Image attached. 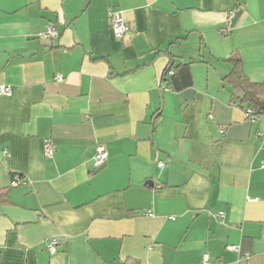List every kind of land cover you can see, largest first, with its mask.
<instances>
[{"label":"crops","instance_id":"obj_1","mask_svg":"<svg viewBox=\"0 0 264 264\" xmlns=\"http://www.w3.org/2000/svg\"><path fill=\"white\" fill-rule=\"evenodd\" d=\"M231 53L264 83V0H0V264H264V111Z\"/></svg>","mask_w":264,"mask_h":264},{"label":"trees","instance_id":"obj_2","mask_svg":"<svg viewBox=\"0 0 264 264\" xmlns=\"http://www.w3.org/2000/svg\"><path fill=\"white\" fill-rule=\"evenodd\" d=\"M235 63L232 69L225 75L224 80L228 82L235 93L238 95V101L245 111L249 108L253 113L259 114L264 111V103L259 100L264 91V83L251 82L245 75L240 59H232ZM192 61L183 62L171 56L166 69L163 71L162 80L167 84L169 89L179 91L193 84V74L191 70ZM247 105V106H246ZM245 106V107H244Z\"/></svg>","mask_w":264,"mask_h":264},{"label":"built area","instance_id":"obj_3","mask_svg":"<svg viewBox=\"0 0 264 264\" xmlns=\"http://www.w3.org/2000/svg\"><path fill=\"white\" fill-rule=\"evenodd\" d=\"M109 18L108 22L110 25V28L112 29V32L115 37L122 38L129 30L130 26L127 24L123 17L121 16L119 11H109ZM39 35L43 37H54L57 36V29L54 24L50 23L48 24L47 28L40 32ZM58 79H60V75L58 74L56 76ZM0 94L4 95H10L11 94V88L9 85L6 84H0ZM245 116L250 120H255L257 118V114L253 113L249 108H247L245 111ZM222 131V130H221ZM53 153V146L50 142V140H46L44 142V154L46 156H50ZM107 159V150L105 146L99 144L96 147V153L94 156V164L95 166L102 165ZM159 165H163L162 162H159ZM262 167H264V161L261 164ZM24 180L19 174H13V177L11 179L10 185L11 186H18L20 184H23ZM222 214L221 212H218L217 215ZM57 239L51 238L47 242V247L50 253H53L56 249ZM229 249L237 250L238 247L236 245H228ZM201 264H211L209 261L208 255L205 253L202 256Z\"/></svg>","mask_w":264,"mask_h":264},{"label":"water","instance_id":"obj_4","mask_svg":"<svg viewBox=\"0 0 264 264\" xmlns=\"http://www.w3.org/2000/svg\"><path fill=\"white\" fill-rule=\"evenodd\" d=\"M239 13H240V10H237V11H235V12L233 13V15H232L231 18H230V26H233V25L235 24L236 19H237ZM103 166H104V164H102V165L98 168V170H100Z\"/></svg>","mask_w":264,"mask_h":264}]
</instances>
